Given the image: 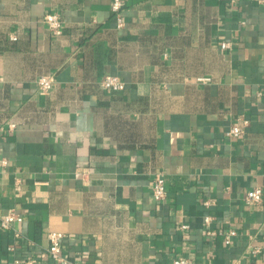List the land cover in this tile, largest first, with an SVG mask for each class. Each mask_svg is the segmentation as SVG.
Wrapping results in <instances>:
<instances>
[{
  "label": "crops",
  "instance_id": "0c3cea01",
  "mask_svg": "<svg viewBox=\"0 0 264 264\" xmlns=\"http://www.w3.org/2000/svg\"><path fill=\"white\" fill-rule=\"evenodd\" d=\"M111 1L0 0V264H264V0Z\"/></svg>",
  "mask_w": 264,
  "mask_h": 264
},
{
  "label": "built area",
  "instance_id": "2783aa9c",
  "mask_svg": "<svg viewBox=\"0 0 264 264\" xmlns=\"http://www.w3.org/2000/svg\"><path fill=\"white\" fill-rule=\"evenodd\" d=\"M231 3H234L235 0H230ZM125 7V0H112L111 1V11L115 16L117 27L122 28L125 24L123 19V10ZM46 26L53 32L57 33L60 31L62 27V19L58 12L51 11L45 14L43 18ZM16 39L15 36H13ZM231 46V42L224 41L222 42V48H228ZM205 79V78H204ZM209 79V78H206ZM56 77L54 74H43L37 80L38 90L42 94H48L56 84ZM101 87L108 88L111 90H123L126 86L125 82L118 75L106 74L100 80ZM248 120H244V124H247ZM10 128L15 127L14 124L9 126ZM244 133V126L239 123H233L227 131V136L229 137H239ZM263 188L260 186L249 189L245 195V202L248 204L251 203H260L263 200ZM167 196V186L166 180L163 176L159 175L155 178L153 184V197L156 201H162ZM204 205L206 207H210L214 204V200L206 199L204 200ZM23 221V216L16 212L15 210H11L6 215H0V227L6 230L12 229L14 224L17 222ZM206 223H210L211 216L208 215L205 217ZM183 228H187L188 224H182ZM209 233H215L213 230H209ZM225 235L226 243L230 244L232 237L236 235V231L234 229H229L228 231L223 232ZM18 235V233H16ZM48 238L50 244L47 248L45 254H49L54 258H57L62 264H80L77 259H70L66 255H64L63 247H64V239L65 234L59 231H50L48 233ZM43 255V254H42ZM30 264H34L35 260H29ZM173 264H191L189 258L180 256L173 260Z\"/></svg>",
  "mask_w": 264,
  "mask_h": 264
}]
</instances>
